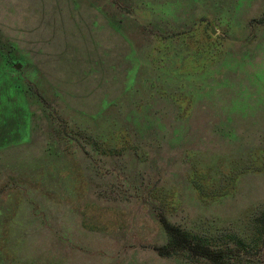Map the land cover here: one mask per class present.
<instances>
[{"label": "rangeland", "instance_id": "rangeland-1", "mask_svg": "<svg viewBox=\"0 0 264 264\" xmlns=\"http://www.w3.org/2000/svg\"><path fill=\"white\" fill-rule=\"evenodd\" d=\"M0 264H264V0H0Z\"/></svg>", "mask_w": 264, "mask_h": 264}, {"label": "trees", "instance_id": "trees-1", "mask_svg": "<svg viewBox=\"0 0 264 264\" xmlns=\"http://www.w3.org/2000/svg\"><path fill=\"white\" fill-rule=\"evenodd\" d=\"M164 229L167 234V245L166 247H179L183 246L185 249L190 251L198 252L205 255V252H209L205 249V246L198 236H193L192 234L181 230L177 226L170 225L168 222H164ZM205 251V252H204ZM161 255H168L166 253H161Z\"/></svg>", "mask_w": 264, "mask_h": 264}, {"label": "water", "instance_id": "water-1", "mask_svg": "<svg viewBox=\"0 0 264 264\" xmlns=\"http://www.w3.org/2000/svg\"><path fill=\"white\" fill-rule=\"evenodd\" d=\"M212 33H213V31H212Z\"/></svg>", "mask_w": 264, "mask_h": 264}]
</instances>
